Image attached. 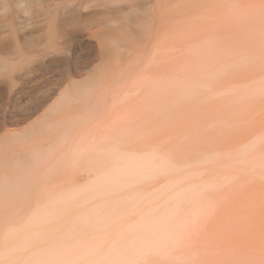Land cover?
I'll list each match as a JSON object with an SVG mask.
<instances>
[{"label":"rangeland","instance_id":"1","mask_svg":"<svg viewBox=\"0 0 264 264\" xmlns=\"http://www.w3.org/2000/svg\"><path fill=\"white\" fill-rule=\"evenodd\" d=\"M83 1H80L81 7L68 9L67 14L61 16L64 20L59 24L64 30H79L81 47L77 52H70L73 61L61 72L62 86L55 82L37 98L42 102L48 101L46 107L51 106L68 84L84 80L88 74L87 68L97 67L100 62L96 37L112 30L118 34L119 42L125 41L124 47L115 52L111 69L119 79L109 81L106 87V92L110 94L109 103L121 100L112 104L111 124L112 130L118 132L115 141H118L119 153L132 156L139 162L141 157L150 160L152 157L158 158L159 154L169 156L171 161L165 171L150 170V179L138 184L142 204L123 210V217L114 223L105 228H98V224L73 228L75 216L82 209L73 206L63 217L70 219L55 224L59 228L58 233L68 232L66 240L72 243L98 240L108 233L109 239L119 237L125 228L131 226L133 218L144 213L152 214V208L160 203H168L178 191L207 180L228 178L219 182L218 188L206 190V196L215 200L216 204L209 208L205 205L208 212L198 223L199 231L193 243H184L172 258L157 252L144 256L138 264H264V166L250 172L240 170L255 166L262 160L261 157L264 158V92L258 93L260 98L251 95L246 97V101H240L250 93L252 84L264 74V70L254 66L251 69L240 68L236 72L229 70L231 73L223 70L227 59H222L220 55L218 57L221 59L213 57L220 53L222 44L230 42V38L227 39L231 29L226 0H147V7H154L155 15L152 26L146 32L140 28L143 22L131 21L136 17V2ZM42 26L43 23L27 25V29L21 32L25 36L21 41L29 45L41 42L45 38ZM86 28H91V33L96 36L90 35ZM127 34L129 37L123 40ZM14 45V39L0 43V57H16ZM192 46H196L198 54L191 53ZM145 73H151L168 84L172 79H177L182 92L180 106L176 107L178 103L175 106L177 109L173 108V104V107L168 105L161 110L146 107L144 94L153 90L154 84L142 83L140 78ZM195 81L200 83L195 84ZM207 84H211L212 88H207ZM235 88H241V91H234ZM125 89L133 94L124 96ZM45 97L47 99H42ZM117 116H129L140 127L135 125L131 133L123 135V123H114ZM34 120L35 117L28 123ZM2 133L0 131V135ZM101 136L100 141L107 140L105 135ZM257 137L261 139L260 147L249 149ZM79 141V138H74L64 147L57 148V157L48 171L39 173L38 182H41L36 188L47 184L72 190L74 186L90 181V166L85 167V171H78L70 166L65 157L76 156ZM53 186L51 190L55 188ZM135 188L129 187L115 196L134 193ZM43 189L39 191L42 197L35 203L34 215L49 207V199L46 198L49 187ZM0 206L1 233L5 229L12 230L14 227H8L13 226L14 221L20 222L28 217L14 214L10 218L12 216L7 213L12 212V209L9 211L12 204L5 198L0 199ZM44 241L37 243L35 252L42 254L48 242L61 244L63 238L51 235Z\"/></svg>","mask_w":264,"mask_h":264},{"label":"bare ground","instance_id":"2","mask_svg":"<svg viewBox=\"0 0 264 264\" xmlns=\"http://www.w3.org/2000/svg\"><path fill=\"white\" fill-rule=\"evenodd\" d=\"M80 1L0 0V43L14 39L16 56L0 57V131L3 132L0 135V199L5 198L12 204L9 209L12 212L7 213L8 216H28L20 222L14 221L13 226L8 227H14L12 230L0 231V264H138L144 256L157 252L172 258L184 243L194 242L193 238L199 231L198 223L204 219L208 208L215 206V200L206 196V190L218 188L219 182L228 180L211 179L178 191L168 203H160L152 208V214L144 213L133 218L131 226L125 228L119 237L109 239L108 233L98 240L72 243L66 240L68 232L58 233L59 228L55 224L70 219L63 217L73 206L82 208L77 212L76 220L73 219V228L96 224L98 228H105L114 223L123 217V210L142 204L138 184L150 179V170L165 171L171 161L169 156L159 154L158 158L152 157L150 160L141 157L139 162L132 156L119 153V144L115 141L118 132L112 130L111 124L112 104L121 100L109 103L110 94L106 92V87L109 81L119 79L111 69L115 52L124 47L125 41L119 42L118 34L112 30L96 37L100 62L97 67L87 68L88 74L84 80L68 84L51 106L46 107L48 101L42 102L37 98L55 82L62 86L61 72L73 61L70 52H77L81 47L78 39L81 33L77 28L64 30L59 26L64 20L61 16L64 17L68 9L81 7ZM130 1L137 3L134 5L136 17L131 19L132 23L143 22L140 28L146 32L153 24L154 7H147L149 0ZM226 4L231 29L227 39L230 38V42L222 44L220 53L213 57L219 59L220 55L222 59H227L223 64L224 71L236 72L240 68L254 66L264 70V0H226ZM40 23H43L45 38L39 43L24 44L21 40L25 36L21 32L27 29V25ZM86 29H89L90 35L96 36L91 33V28ZM128 37L127 34L123 40ZM224 39L221 38L222 41ZM190 51L193 55L198 54L196 46H192ZM140 80L154 84V89L144 94L146 107L161 110L171 104L173 108L180 106L182 92L177 79H172L168 84L151 73H145ZM206 87L212 88L211 84ZM234 91H241V88ZM263 92L264 74L240 101H246V97L251 95L259 97L258 93ZM123 94L130 97L133 92L125 89ZM34 117L35 120L28 123ZM114 123H123V135L131 133L135 125L140 127L129 116L118 117ZM101 135H105L107 140L100 141ZM74 138L80 139L76 156L65 157L70 166L78 171H85V167L90 166V181L76 185L72 190L47 184L36 188L41 182H38L39 173L48 171L57 157V148L64 147ZM260 144L261 139L257 137L249 149L258 148ZM261 159L255 166L240 170L250 172L264 166V158ZM52 186L55 188L51 190ZM46 187H49L46 190L49 207L34 215L35 203L42 197L41 190ZM129 187H136L135 192L115 196ZM5 231L8 232L5 234ZM51 235L63 238V242H48L42 254L35 252L37 243L45 242ZM25 252L28 254L24 255Z\"/></svg>","mask_w":264,"mask_h":264}]
</instances>
